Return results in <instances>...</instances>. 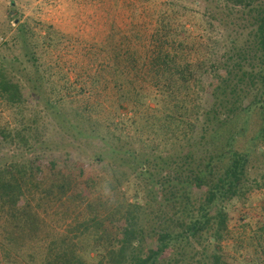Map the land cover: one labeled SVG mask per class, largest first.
<instances>
[{"label": "trees", "instance_id": "16d2710c", "mask_svg": "<svg viewBox=\"0 0 264 264\" xmlns=\"http://www.w3.org/2000/svg\"><path fill=\"white\" fill-rule=\"evenodd\" d=\"M218 1L228 10L227 16L244 19L241 30L247 32L228 36L222 56L210 52L212 48L207 56H194L207 45L198 43L180 21L188 16L181 11L187 10L182 0L156 4L138 0V5L151 4L155 9L139 12L137 5L130 11L131 37L145 47L119 52L123 67L112 70L117 103L129 104L131 117L118 114L97 126L89 122L93 131L104 130L98 134L102 142L107 141L100 153L83 162L66 156L71 168L78 169L75 177L85 188L98 183L97 171L111 173V181L122 179L116 186H123L126 192L133 188L135 196L140 193V183L147 185V201L145 197L144 203L124 200V210L112 213L117 219H101L99 209L104 203L90 204L89 217L78 222L76 214L66 227L68 233L46 243L37 210L42 203L64 202L72 181L57 178L47 185L43 181L44 173L55 175L58 164L25 156L32 150L28 137L32 127L22 124L14 131L0 127V151L7 144L17 145L0 162V221L7 224L6 234L14 235L16 242L27 237L37 249L23 259L5 257L4 264H264V224L254 230L251 224H241L243 231L250 229L246 238L233 241V254H226L222 246L231 235L226 204L233 200L244 203L254 182L264 181L253 160L256 154H264L257 147L264 141V0ZM140 13L146 14L145 21ZM44 39L50 44L51 37ZM110 39L112 36L107 44ZM3 64L0 60V107L14 109L23 99L16 83L7 80ZM205 80H209L206 86ZM159 98L169 99L173 113L158 116V107L147 108L151 101L158 105ZM49 105L53 107L55 101ZM255 116L258 128L249 136ZM143 123L148 124L149 142L154 143L149 144L155 156L151 159L121 145L127 132L138 124L136 131H142ZM145 140L141 141L143 148H147ZM160 144L164 149L172 144L180 153L165 162L166 157L155 155ZM64 163L65 169L72 170ZM124 166L130 178H123L126 172L120 170ZM85 167H93V172L87 174ZM257 170L254 177L252 172ZM75 198L80 203L85 200Z\"/></svg>", "mask_w": 264, "mask_h": 264}, {"label": "rangeland", "instance_id": "374dc122", "mask_svg": "<svg viewBox=\"0 0 264 264\" xmlns=\"http://www.w3.org/2000/svg\"><path fill=\"white\" fill-rule=\"evenodd\" d=\"M166 1L154 0V4ZM193 1L197 8L192 4ZM181 3L187 8L181 11L188 16H182L180 21L191 31L198 43L207 45L202 48L203 53H194L195 57L207 56L208 49L211 48L214 50L210 52L222 56L226 53L225 40L228 36L247 33L241 30L244 29V19L239 15L236 18L231 14L227 16L225 13L228 10L218 0H182ZM137 5L138 0H0V60L4 61L7 80L16 83L23 99L17 108L12 109L5 105L0 107V127L10 131L20 129L22 124L24 127H32L33 134H28L32 138V150L25 153V156L58 164L55 175H42L46 185L57 181V178L71 180L73 185L64 202L53 206L42 203L41 209L37 210L42 217L41 236L46 237V243L68 233L66 227L76 214L79 213L78 222L89 217L90 204L97 207V204L104 203L99 209L101 219H117L112 213L115 209L120 212L124 210V200L144 203V197L146 201L148 199L145 183L139 184L140 193L135 196L137 193L133 188L126 192L123 186H116L122 179L111 181L113 175L109 172L97 171L98 183L94 188H85L75 177L78 169H72V165L68 163L69 158L73 162H83L86 157H94L100 153L103 143L107 142H102L98 135L104 130L97 131L96 128L95 133L94 126L90 123H95L96 126L100 123L107 124L110 118L118 114L131 117V106L117 103L113 88L116 77L112 69L123 67L121 60L117 58L119 52L127 49L131 51L132 47H137L138 50L145 47V44H140L131 37L133 27L130 11ZM151 6L140 3L137 7L141 12L144 9H155ZM141 14L140 19L145 21L146 14ZM239 17L242 19L238 20ZM112 27L115 30L111 31ZM47 36L51 37L50 44L45 43L44 38ZM111 36L110 44H107V39ZM205 81L206 86L209 80ZM159 99L158 105L151 101L147 108L158 107V116L173 113L169 99ZM51 101H55L53 107L49 105ZM258 120L257 116L252 118L249 136L258 128ZM147 125L143 123L144 129L140 132L136 131L140 125L134 126L127 132V139H121V145L128 150H139L151 159L155 156L149 150V144L154 143L149 142L151 136ZM145 139L148 140L147 148H143L144 144H141ZM40 145L42 149L39 148ZM16 146L7 144L1 147L0 162L4 161L3 155L14 152ZM257 147L263 152L264 141ZM179 153L180 150L172 144L166 145L165 149L160 144L155 155L161 154L166 157L164 161L167 162ZM253 160L254 164L260 166L259 174H264V154H256ZM64 162L73 171L65 169L67 166ZM107 167L106 164L104 169ZM93 169L85 167L87 174L92 173ZM127 169L128 167H122L120 172L126 174L124 177L118 176L130 178ZM161 175L165 176L164 172ZM252 175L258 176V170L253 171ZM132 179L137 180L135 177ZM119 192L124 193V196ZM75 195L85 200L80 203L75 200ZM148 197L152 198V195ZM247 197L248 200L244 203L233 200L226 204L231 233L222 242L226 254H233L230 247L234 245V240H239L240 236L247 237L250 228L243 231L241 224H251L253 230L264 224V181H255ZM6 225L3 220L0 221V264H4L5 257L23 259L30 250H37L33 240L25 237L22 242H16L14 235L6 234Z\"/></svg>", "mask_w": 264, "mask_h": 264}]
</instances>
